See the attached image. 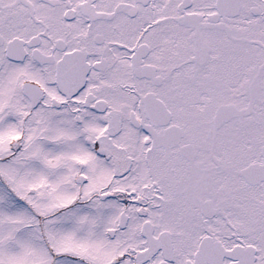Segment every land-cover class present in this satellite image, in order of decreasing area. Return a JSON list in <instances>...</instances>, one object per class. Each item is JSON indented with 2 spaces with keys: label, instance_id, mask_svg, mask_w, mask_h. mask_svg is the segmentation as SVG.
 <instances>
[{
  "label": "snow or ice",
  "instance_id": "obj_1",
  "mask_svg": "<svg viewBox=\"0 0 264 264\" xmlns=\"http://www.w3.org/2000/svg\"><path fill=\"white\" fill-rule=\"evenodd\" d=\"M0 264H264V0H0Z\"/></svg>",
  "mask_w": 264,
  "mask_h": 264
}]
</instances>
